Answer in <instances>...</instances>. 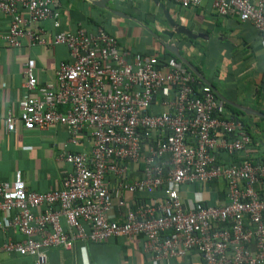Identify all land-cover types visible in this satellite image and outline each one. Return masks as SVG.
Wrapping results in <instances>:
<instances>
[{
	"label": "built area",
	"instance_id": "1",
	"mask_svg": "<svg viewBox=\"0 0 264 264\" xmlns=\"http://www.w3.org/2000/svg\"><path fill=\"white\" fill-rule=\"evenodd\" d=\"M174 1L184 9L204 2ZM57 5V0H0V12L12 21L4 42L19 48L27 37L32 46L45 44L33 26L52 21L59 29ZM212 7L220 17L251 23L264 36V0H212ZM55 45L67 46L73 62H62L57 82L45 85L25 64L22 112L19 118H6V130L14 131L19 121L27 130L64 125L70 142L77 143L86 129L93 149L90 155H61L73 172L59 191H29L21 172L13 182H0V214H15L11 226L25 237L0 243V254L48 264L50 249L70 250L77 241L143 237L144 252L154 261L196 251L204 264H264V164L248 156L250 134L214 90L176 58L121 52L117 39L103 29L96 34L81 26L75 33L61 31L50 42ZM157 99L160 114L151 112ZM62 106L68 109L62 112ZM218 151L244 156L225 167L217 160ZM130 163L143 164L140 179L130 181ZM110 174L116 187L107 182ZM217 181L227 187L220 205L181 195L183 186ZM160 191L163 197L152 204L141 199L132 205L124 197ZM114 199L125 211L121 222L110 216Z\"/></svg>",
	"mask_w": 264,
	"mask_h": 264
},
{
	"label": "crops",
	"instance_id": "2",
	"mask_svg": "<svg viewBox=\"0 0 264 264\" xmlns=\"http://www.w3.org/2000/svg\"><path fill=\"white\" fill-rule=\"evenodd\" d=\"M57 0L61 12L60 28L52 21L42 22L33 29H40L45 44L32 46L24 38L19 48L8 45L3 36L11 27V17L0 12V182H13L21 172L29 191L46 194L59 191L63 180L73 172V167L60 157L63 153L90 155L93 139L88 130H82L77 143L70 142L68 128L54 125L46 129L27 130L19 121L14 131L6 130L9 115L19 118L20 102L26 96V63L34 67V75L40 85L55 84L56 72L62 62L72 63L70 51L65 45L50 46L58 32L75 33L81 26L96 34L103 29L115 37L121 52L142 54L166 59L173 56L168 45L180 40L183 63L200 83L209 84L228 113L239 117L252 138L248 156L254 163L264 164V36L251 23L238 17H220L212 7V0H204L201 7L184 9L174 0ZM97 2V3H96ZM100 4V5H99ZM20 14L27 16L25 11ZM167 15L176 24L186 27L192 39L178 36L170 41L162 35L168 30ZM175 57V56H174ZM202 77L203 79H201ZM32 96L39 97L38 92ZM68 106H62L65 112ZM152 113L163 110L159 99L153 104ZM244 154L231 157L226 152L216 154L220 165L229 167ZM142 165H129L130 181L141 178ZM116 177L110 174L107 182L116 187ZM181 195L187 201H202L217 206L226 201L225 182L217 181L206 187L186 185ZM125 199L132 205L138 200L152 204L163 193L131 194ZM43 209L37 210L41 212ZM125 211L113 200L111 218L121 222ZM15 214H0V243L7 240L20 242L23 235L11 226ZM66 227L65 221H62ZM144 238L133 240L113 238L101 243L77 241L73 248H53L48 252V264H204L196 251L183 258L154 261L143 249ZM0 264H36L31 256L0 254Z\"/></svg>",
	"mask_w": 264,
	"mask_h": 264
},
{
	"label": "water",
	"instance_id": "3",
	"mask_svg": "<svg viewBox=\"0 0 264 264\" xmlns=\"http://www.w3.org/2000/svg\"><path fill=\"white\" fill-rule=\"evenodd\" d=\"M105 1L106 0H102L101 3H104ZM167 19H168L169 27L168 30L162 32V35L167 37L170 41H174L175 38L178 36H185L189 39L194 38L193 34L186 27L176 24V22L173 21L171 17H169L168 15H167ZM179 46H180V40L177 39L172 45H168L167 50L169 53L175 56L176 59L183 61L182 55L180 54ZM185 64L189 67L187 63ZM200 78L203 79L202 77ZM206 85L209 84L206 83ZM218 97L220 96L218 95Z\"/></svg>",
	"mask_w": 264,
	"mask_h": 264
},
{
	"label": "trees",
	"instance_id": "4",
	"mask_svg": "<svg viewBox=\"0 0 264 264\" xmlns=\"http://www.w3.org/2000/svg\"><path fill=\"white\" fill-rule=\"evenodd\" d=\"M169 58H175V57L174 56H168L167 59H169ZM238 114H239V112L236 111L234 116H237Z\"/></svg>",
	"mask_w": 264,
	"mask_h": 264
}]
</instances>
